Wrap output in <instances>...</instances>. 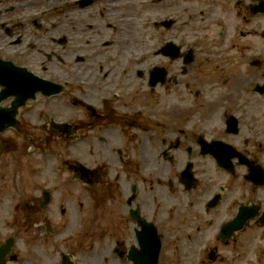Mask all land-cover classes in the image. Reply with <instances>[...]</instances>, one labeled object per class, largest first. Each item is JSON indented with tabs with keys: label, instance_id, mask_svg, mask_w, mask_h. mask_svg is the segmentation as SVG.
<instances>
[{
	"label": "flooded vegetation",
	"instance_id": "flooded-vegetation-1",
	"mask_svg": "<svg viewBox=\"0 0 264 264\" xmlns=\"http://www.w3.org/2000/svg\"><path fill=\"white\" fill-rule=\"evenodd\" d=\"M1 251L264 264V0H0Z\"/></svg>",
	"mask_w": 264,
	"mask_h": 264
},
{
	"label": "rangeland",
	"instance_id": "rangeland-1",
	"mask_svg": "<svg viewBox=\"0 0 264 264\" xmlns=\"http://www.w3.org/2000/svg\"><path fill=\"white\" fill-rule=\"evenodd\" d=\"M133 20H134V22L136 21V22L134 23L135 28H138V27L141 25V19H139V18L136 19V18H135V19H133ZM151 30H152V26H151ZM137 35H138V37H136V40L140 41V42H139L140 45L145 46V45H144V41H142V34H141V33L139 34V31H138V32H137ZM151 37L154 38V39L156 38L154 34H152ZM155 40H156V39H155ZM155 40H153V39L151 40V41L153 42V46L157 43V40H156V41H155ZM145 49H146V48H145Z\"/></svg>",
	"mask_w": 264,
	"mask_h": 264
},
{
	"label": "water",
	"instance_id": "water-1",
	"mask_svg": "<svg viewBox=\"0 0 264 264\" xmlns=\"http://www.w3.org/2000/svg\"><path fill=\"white\" fill-rule=\"evenodd\" d=\"M243 215V211H241L240 213H239V217H241ZM243 219V218H242ZM241 224V223H240ZM239 226H241V225H235V228H238ZM0 264H2V262H0Z\"/></svg>",
	"mask_w": 264,
	"mask_h": 264
}]
</instances>
